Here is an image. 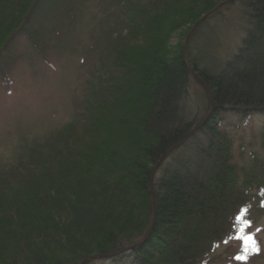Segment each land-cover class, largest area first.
<instances>
[{"label":"trees","instance_id":"obj_1","mask_svg":"<svg viewBox=\"0 0 264 264\" xmlns=\"http://www.w3.org/2000/svg\"><path fill=\"white\" fill-rule=\"evenodd\" d=\"M54 1L79 14L85 0ZM218 2L98 0L96 35L106 53L74 102L73 120L20 145L24 153L0 174V264H64L56 251L78 255L90 244L97 258L82 264L125 252L132 264H207L234 235L241 209L252 220L264 202V165L237 169L220 116H264V0H244V38L223 63H202L200 48L190 54L223 6L197 25L184 53L185 41L170 45ZM37 10V0H0V53ZM52 18L56 42L64 27L60 13ZM190 75L207 99V113L191 121L183 108ZM118 159L123 170L113 165ZM146 227L141 242L120 243Z\"/></svg>","mask_w":264,"mask_h":264},{"label":"rangeland","instance_id":"obj_2","mask_svg":"<svg viewBox=\"0 0 264 264\" xmlns=\"http://www.w3.org/2000/svg\"><path fill=\"white\" fill-rule=\"evenodd\" d=\"M218 1V5L225 2ZM97 2L98 0H85L79 8V14L75 11L77 6L72 7V14L66 10L71 9V3L61 7L54 0H37L39 15L36 12L28 18L27 23L23 24V29L27 31L12 35L8 48L1 51L0 174L11 170L17 157L24 153L20 145L26 143V147L40 141L48 133L68 125L73 120L74 102L81 97L83 86L90 80L94 70L100 67L99 58H103L106 53L103 40L96 35V20L101 17ZM244 4V0H230L224 4L217 17L203 27L207 31L202 34V38L196 37L201 39L198 44L195 43V48H191L190 54H198L200 50L197 48H200L206 52L202 63L217 65L227 61L241 46L245 35ZM59 13L64 35L53 42L49 38L56 22L52 16L56 17ZM71 16L75 18L72 19ZM187 31L186 28L179 30L171 38L170 45L185 41ZM93 32L94 38L91 37ZM187 83L188 92L183 108L191 121L205 115L207 99L204 88L191 75L188 76ZM220 117L221 127L226 128L234 140L232 155L237 169L244 171L256 162L259 164L254 166L264 165L260 164L264 163V116L243 119L237 115L225 114ZM248 153L255 154L253 161L249 159ZM119 160L114 161L113 165L123 170L124 162ZM114 170L117 175L122 173L117 168ZM253 210L252 220L251 215H248L251 221L248 232L255 233L260 251L247 264H264V207ZM150 227H146L144 231V228H140L141 231L137 233L132 231L122 235L119 237L120 243L141 242L147 235L146 229L149 230ZM227 240L228 243L223 242L214 249L207 264H238L234 259V252L240 248V242ZM86 247L87 250L79 248L78 255L68 256L67 251H56L53 256L62 259L64 264H82L86 258L97 255L91 244ZM128 254L129 252H125L112 260H96L90 263L132 264L133 259ZM21 259L19 258V264H22ZM53 261L54 264L57 263L56 259Z\"/></svg>","mask_w":264,"mask_h":264},{"label":"snow or ice","instance_id":"obj_3","mask_svg":"<svg viewBox=\"0 0 264 264\" xmlns=\"http://www.w3.org/2000/svg\"><path fill=\"white\" fill-rule=\"evenodd\" d=\"M262 195H264V193H262ZM261 206L264 207V202H262ZM247 211V208H243L236 215L234 219V235L230 236V239L240 242V252L234 257V259L238 261V264H247L250 256L256 255L260 251L259 245L255 240V233H249L247 231V229L251 227V221L246 219ZM256 231H259V229ZM228 242L227 239L224 241V243Z\"/></svg>","mask_w":264,"mask_h":264},{"label":"water","instance_id":"obj_4","mask_svg":"<svg viewBox=\"0 0 264 264\" xmlns=\"http://www.w3.org/2000/svg\"><path fill=\"white\" fill-rule=\"evenodd\" d=\"M230 1H227V2H224L222 4H220L219 6H217L211 13L207 14L206 16H204L192 29L191 31L188 33L187 35V38L185 40V44L183 46V53L185 51V48H186V45H187V42H188V39L189 37L191 36V34L193 33L194 29L197 27L198 24H200L203 20H205L209 15H211L213 12H215L216 10H218L220 7H222L224 4H227L229 3ZM92 258H97L96 256L95 257H92Z\"/></svg>","mask_w":264,"mask_h":264}]
</instances>
